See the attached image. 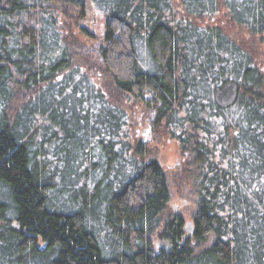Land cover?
<instances>
[{
	"label": "trees",
	"instance_id": "16d2710c",
	"mask_svg": "<svg viewBox=\"0 0 264 264\" xmlns=\"http://www.w3.org/2000/svg\"><path fill=\"white\" fill-rule=\"evenodd\" d=\"M179 2L0 0V264H264V71L192 20L223 9L259 36L264 0ZM131 108L150 141L133 139ZM164 135L171 176L151 144Z\"/></svg>",
	"mask_w": 264,
	"mask_h": 264
},
{
	"label": "rangeland",
	"instance_id": "374dc122",
	"mask_svg": "<svg viewBox=\"0 0 264 264\" xmlns=\"http://www.w3.org/2000/svg\"><path fill=\"white\" fill-rule=\"evenodd\" d=\"M175 7L180 13H182V8L179 0H173ZM93 16L95 18H93ZM195 23L200 25H218L220 26L229 37H231L236 42L240 43L245 47L253 56L258 67L264 71V33L262 35L256 36L249 34L245 28L234 24L228 17L227 13L222 9L220 12L211 18H193ZM86 27L94 33L101 34L103 30V21L98 15L91 14L90 20L87 22ZM128 114L130 118V129L134 140H146L151 139V129L149 128L148 121L144 117L141 109H128ZM155 134V133H154ZM152 147L157 150V158L162 166L170 171L171 174L179 167L181 164V156L178 147L172 137L169 135H164L158 144L152 142ZM172 199L169 204L170 211L179 212L183 214L185 219V224L191 222V204L188 200H184L182 193L178 194L176 190L172 187ZM183 195V196H181ZM181 196V197H180ZM186 198V196H185ZM183 202L187 203L183 205ZM192 224V223H191ZM152 240L155 245L160 248H166L167 243L159 239V237L154 234Z\"/></svg>",
	"mask_w": 264,
	"mask_h": 264
},
{
	"label": "water",
	"instance_id": "95a60500",
	"mask_svg": "<svg viewBox=\"0 0 264 264\" xmlns=\"http://www.w3.org/2000/svg\"><path fill=\"white\" fill-rule=\"evenodd\" d=\"M238 85L235 81H228L218 87L213 94V100L219 108H228L233 105L237 99ZM185 231L190 234L192 230L191 222H187L184 226Z\"/></svg>",
	"mask_w": 264,
	"mask_h": 264
}]
</instances>
